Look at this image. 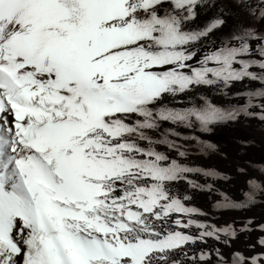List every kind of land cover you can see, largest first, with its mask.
<instances>
[{"label":"snow or ice","instance_id":"obj_1","mask_svg":"<svg viewBox=\"0 0 264 264\" xmlns=\"http://www.w3.org/2000/svg\"><path fill=\"white\" fill-rule=\"evenodd\" d=\"M240 117L264 122V0H0V264H264L205 251L252 221L188 203L264 197V168L233 199L188 163Z\"/></svg>","mask_w":264,"mask_h":264},{"label":"bare ground","instance_id":"obj_2","mask_svg":"<svg viewBox=\"0 0 264 264\" xmlns=\"http://www.w3.org/2000/svg\"><path fill=\"white\" fill-rule=\"evenodd\" d=\"M201 22H203V17H201ZM229 23L231 24L232 21L230 20ZM257 87H259L258 82L249 85L250 90H255ZM211 98L215 103L221 105L228 102L225 98L215 95H212ZM196 135L209 143L216 144L218 149L224 152L227 159L215 153L201 154L197 149L192 148L189 150V165L215 168L218 172L227 175L228 180L215 182L218 192H223L233 199L242 198L243 191L247 190L245 175L255 178L264 168V122L258 119L240 117L235 123L216 126L211 133H196ZM241 141L244 143L241 144ZM237 165L244 167L246 173L236 172L234 169ZM193 178L203 183V177ZM181 190H184L183 185H181ZM191 195L192 199L188 203L208 213L207 217H197L198 219H206L209 223L217 226L233 224L237 228L248 220L252 221L250 225L252 230L238 232L237 238L230 241V246L210 240L207 245H201L205 251L209 248H219L229 261H231L234 253L249 257L264 255V248L258 244L260 237L264 236V232H261L258 227L260 224H264V197H258L257 202L246 210L214 211L212 207L216 199L214 194L195 192ZM212 258L215 259L214 252Z\"/></svg>","mask_w":264,"mask_h":264},{"label":"rangeland","instance_id":"obj_3","mask_svg":"<svg viewBox=\"0 0 264 264\" xmlns=\"http://www.w3.org/2000/svg\"><path fill=\"white\" fill-rule=\"evenodd\" d=\"M198 209V208H197Z\"/></svg>","mask_w":264,"mask_h":264}]
</instances>
